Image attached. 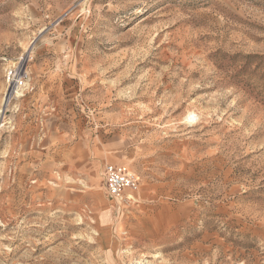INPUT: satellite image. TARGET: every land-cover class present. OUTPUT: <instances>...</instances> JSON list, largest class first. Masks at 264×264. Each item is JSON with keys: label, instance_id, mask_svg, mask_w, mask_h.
Instances as JSON below:
<instances>
[{"label": "rangeland", "instance_id": "374dc122", "mask_svg": "<svg viewBox=\"0 0 264 264\" xmlns=\"http://www.w3.org/2000/svg\"><path fill=\"white\" fill-rule=\"evenodd\" d=\"M0 264H264V0H0Z\"/></svg>", "mask_w": 264, "mask_h": 264}, {"label": "built area", "instance_id": "2783aa9c", "mask_svg": "<svg viewBox=\"0 0 264 264\" xmlns=\"http://www.w3.org/2000/svg\"><path fill=\"white\" fill-rule=\"evenodd\" d=\"M104 178L108 193L112 197L119 196L126 190L131 192L137 191L140 185L139 176L123 166H106Z\"/></svg>", "mask_w": 264, "mask_h": 264}, {"label": "bare ground", "instance_id": "6f19581e", "mask_svg": "<svg viewBox=\"0 0 264 264\" xmlns=\"http://www.w3.org/2000/svg\"><path fill=\"white\" fill-rule=\"evenodd\" d=\"M15 83H16V82H15ZM17 83H18V82H17ZM13 85H15V84L12 83V84H11V87H13ZM17 89H18V88H17ZM10 91H11V90H10ZM191 117H192V116H191ZM189 119H190V117H189ZM131 197H132V196H131Z\"/></svg>", "mask_w": 264, "mask_h": 264}]
</instances>
